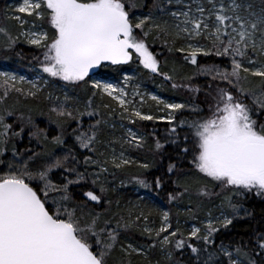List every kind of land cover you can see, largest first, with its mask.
<instances>
[{
  "label": "snow or ice",
  "instance_id": "obj_1",
  "mask_svg": "<svg viewBox=\"0 0 264 264\" xmlns=\"http://www.w3.org/2000/svg\"><path fill=\"white\" fill-rule=\"evenodd\" d=\"M174 3L183 4L187 10L172 11L169 6ZM207 4L210 7L206 8L201 0L193 10L192 3L185 4L184 0H156L153 9L179 21L170 26L167 21L157 23L151 10L142 17L136 15L133 9L137 5L133 0H21L13 15L7 18L18 21L22 29L29 24V29L13 36L0 27V34L6 38L7 49L13 48L21 37L28 44L43 49L40 66L49 77L74 88L86 90L90 87L91 97L106 94L116 100L125 112L129 111L131 103L126 99L128 93L123 88L93 78L102 75L100 70L104 68L128 64L134 55L144 68L171 81L174 89L186 88L199 94L200 86H193L192 82L196 76L208 77L213 83L206 85L209 89L204 101L206 115L205 109L194 102L169 103L155 95L151 99L163 106L166 117L145 114L138 109L129 113L133 124L136 119H167L170 125L176 122L170 129L173 134L176 127L187 125L190 136H185L184 140L190 146L183 147L182 152L191 156L193 167L203 176V180L195 182L198 194L203 197L213 195L206 181L231 193L219 206L220 214L215 223L210 219L204 226L203 235L201 228L193 226L186 238L179 228L161 237V233H168L172 228L168 212L162 213V226L155 230L154 235L162 248L172 245L181 250L187 246L200 264H257L253 254L260 258L259 264H264V232L255 236L251 252L246 251L248 245L233 246L223 242L218 248L209 250L216 243L215 234L222 228L227 229L234 220L251 216V212L239 201L234 202L232 196L244 197L251 193L264 197V117L253 118L264 114V8L257 13L252 11L251 4L242 5L237 0H231L227 5L223 0L219 4L217 0H207ZM24 17L33 19L29 21ZM35 21L44 23L38 26ZM154 32L157 35H153ZM159 34L173 41H188L185 60L196 66V72L184 77L186 82H176L172 75L161 71L160 61L149 43L150 36L156 39ZM201 39L207 40L208 44L200 43ZM172 50L169 47V51ZM175 50L185 51L184 48ZM200 56L225 58L230 63L224 67L220 64H198ZM253 78H258L259 83L255 84ZM130 79L126 76L125 83ZM18 82L31 85L26 93L29 97L35 98L41 91L36 81L0 71V87H3L0 104L5 102L10 89L25 94L24 88L17 87ZM61 92L63 99L48 94V99L55 104L50 109L58 118L54 122L62 129L60 136L53 137L57 146L65 145V124L76 121L79 125L85 115H100L92 98L82 102L63 89ZM182 110L195 113L197 118L191 122L177 121L176 113ZM14 114L7 107L0 109V165H3L0 168V264H131L130 260H115L117 250L123 257H130L133 253L143 255L139 247H133L131 243L124 245L121 241L122 233L137 227L141 220L145 222L142 232L152 236L153 230L146 226L147 216L140 213L134 220L119 214L105 217L101 213L86 211L87 203H77L74 199L70 186L79 185L85 179V172L71 166L79 163L73 154L74 145L67 149V155L56 157L48 151L38 152L27 147L18 152L13 144L12 159H3L9 142L13 137H21L25 128L33 129L29 136L48 141L47 134L31 116L27 120L21 118L19 131H16L13 124L6 122V118ZM104 123L101 115L95 125H89L88 131L74 129L79 147L95 153L101 143L98 136ZM127 133V143L142 147L143 137H138L131 128ZM163 147L159 141L156 142V150ZM111 162L116 168L135 163L123 158V153L119 160L114 157ZM83 163L101 164L91 156L84 157ZM140 167L147 169L149 165L144 163ZM175 168L176 165L171 164L168 171ZM107 171L106 167H100L101 173ZM92 183L96 184L97 180H92ZM136 183L144 188L150 187L144 179L137 178ZM154 183L157 188L163 186L160 177L155 178ZM180 186L183 192L170 194V200L178 199L193 188L191 183ZM100 191H104L103 187ZM82 194L87 202L99 204L101 201V196L94 191ZM172 238H176L174 244ZM193 238L201 242V247L188 242ZM167 256L171 259V250Z\"/></svg>",
  "mask_w": 264,
  "mask_h": 264
},
{
  "label": "trees",
  "instance_id": "obj_2",
  "mask_svg": "<svg viewBox=\"0 0 264 264\" xmlns=\"http://www.w3.org/2000/svg\"><path fill=\"white\" fill-rule=\"evenodd\" d=\"M11 0H0V23L1 18L4 16L6 6ZM257 1V0H256ZM137 5L133 12L135 14L142 13L147 14L150 10L153 12L157 23H163L167 21L170 26H174L176 20L173 18L153 9V4L156 0H133ZM262 7H264V0H258ZM258 3V4H259ZM9 29H13L10 25ZM15 34V35H14ZM11 35L16 36L15 31L11 32ZM153 35H157L155 32ZM5 39L0 35V63H6L11 69L26 70L28 71L32 67H40V61L43 60V55L40 53V49L20 41L11 49H7ZM181 39H173L166 37L163 34H159L158 38H149L151 50L157 56L160 61L161 71L167 72L174 77V80L179 83H184V77L192 76L196 72V66L190 64L185 60V56L188 52H178L175 49L180 48ZM203 44H208V41L201 39L199 41ZM169 47L173 50L169 51ZM35 57H39L37 60ZM255 58V57H254ZM198 64H220L222 67L228 66L229 61L225 58L217 57H203L197 58ZM134 71L138 74V77L143 79L147 88H155L163 97L168 100H177L181 103L194 102L200 107L205 109V115L207 114V107L204 104L206 99L205 93L209 92L206 87L207 84L213 83L208 77L196 76L192 82L193 86H200L201 92L195 94L189 92L186 88H172L171 81L165 80V78L159 74L152 73L149 69L144 68L139 61L132 60L126 65L113 66L112 68H104L101 71L106 78L118 80L124 71ZM254 83L258 84L259 79L253 78ZM17 87L24 88L25 94H20L14 90H9V94L3 104H0V109L7 107L9 110L14 111L13 116L6 118L7 123L13 124L16 131H19L18 124L23 120H27L29 116L32 117L36 125L40 129H43L48 136L47 142H42L41 139L29 136V132L33 129L25 128L21 137H13L8 144V150L5 152L3 159L11 160L12 152L11 148L14 144L18 152H23L27 147L34 149L35 151H48L53 153L56 157H62L67 155V149L75 146L73 154L76 156V160L79 163H72V167H76L78 171L85 172V179L81 181L79 185H71L70 192L77 203H87L86 211H94L101 213L105 217H115L117 214L124 216L129 220H134L137 214L143 213V215L149 216L151 224H153L158 218L157 203L165 204L173 210L172 204L175 202H185L193 200L196 197L195 182L199 177V173L193 167L191 163V156L185 155L182 152V148L190 146L186 144L184 137L190 136V130L187 125L184 127H176V133L173 134L170 129L175 126L176 122L169 124L167 120H154V121H140L136 119L133 125L143 134L142 147H135L128 145V150L131 154L135 155L139 160L138 164L128 165L126 167L116 168L112 164V157L116 155L112 149H121V142L123 140L122 129L119 128V122L129 123L126 119H120L117 111H113V100L106 94L101 97L97 95L91 97V88L82 89L80 87H73L67 85L66 82L60 81L57 78L50 77V83L47 87L41 89L37 97H29L26 95L27 91L31 87L29 84H18ZM66 92L70 96L78 97L82 102L88 98L93 99V106L98 108L100 115L89 117L85 115L80 121L79 125L76 121H70L65 124L63 128V139L65 140L64 146H57L53 137L60 136L62 129L55 123L58 118L55 113H52L50 109L55 104L48 99V94L52 93L55 96H60L63 99L61 92ZM3 92V87H0V93ZM210 96L208 99L210 100ZM154 101L148 107L150 111L156 116ZM104 105L110 107L105 108ZM103 116L105 123L101 126L98 139L101 141L97 145V151L95 153L90 152L88 149L79 147L78 142L75 140L73 130L79 129V131H88L89 125H95L97 119ZM177 121L186 120L191 122L196 119L195 113L189 110H182L176 113ZM264 117L254 116L255 119ZM121 136V138L119 137ZM159 141L164 147L160 150H156L155 144ZM127 150V151H128ZM126 152V151H124ZM91 156L93 160L101 162L100 166L83 163L84 157ZM107 160L108 163L104 164L103 161ZM71 163V157H70ZM147 163L149 167L144 169L140 165ZM171 164H175L176 168L172 172L168 171ZM3 165H0L2 168ZM100 167H106L107 172H100ZM99 173V175H94ZM59 170H57V178H59ZM160 177L162 180V187L157 188L155 186V178ZM74 178V177H73ZM137 178L146 180L150 187L144 188L136 183ZM97 180L96 184L92 183V180ZM184 183L193 184V188L189 193H185L183 196L178 197L176 200H170V194H178L183 192V187L180 185ZM103 187L104 191L100 189ZM212 188L213 197L216 196V200L220 196H230L228 191L219 193V189ZM94 191L97 195L101 196L99 204L96 202H87V198L83 196L84 191ZM227 192V193H226ZM200 197H203L199 195ZM198 198V197H196ZM204 198V197H203ZM232 200L239 201L243 204L244 208L251 212V216L244 217L233 221L227 229H221L220 232L215 234L216 243L210 246L209 250L212 251L218 248L220 243L231 244L233 246L238 244L248 245L246 251L251 252V248L254 247L255 236L264 232V197H257L254 194H247L244 197L232 196ZM108 201H111L109 204ZM152 201V202H151ZM243 215V213H242ZM140 224V223H139ZM138 224V225H139ZM173 239V244L175 243ZM123 240H127L128 243H132L134 247H139L143 250V255L133 253L130 257H123V255L117 250L114 254V259H126L130 260L131 264H200L196 256L191 253V250L187 246L181 250H176L172 245L166 246V250L172 251L171 259L168 256L164 257L160 255L158 247V239L153 236H149L143 233L142 230H138L137 227L131 229L127 233H122ZM196 247H201V242L195 238L188 241ZM155 244V247L151 245ZM166 258V259H164ZM204 256L201 254V259ZM253 258L257 260L259 264L260 258L253 254Z\"/></svg>",
  "mask_w": 264,
  "mask_h": 264
},
{
  "label": "rangeland",
  "instance_id": "obj_3",
  "mask_svg": "<svg viewBox=\"0 0 264 264\" xmlns=\"http://www.w3.org/2000/svg\"><path fill=\"white\" fill-rule=\"evenodd\" d=\"M258 1V0H257ZM256 0H237L238 3H241L242 5H247V4H251L252 5V11L255 12H260V10L264 7L261 6V4L259 2H257ZM201 0H184V3H192L193 6V10L195 9V6L197 3H200ZM206 8L210 7V5L207 4V0H203ZM220 0H217V3L219 4ZM223 2L225 3V5L229 4L231 2V0H223ZM21 3V0H11L8 5L6 6L5 12H4V16L3 18H1V22L0 23V27L5 28L9 34H11L12 31H15L16 35H18L22 30H28L30 25L26 24L23 26V29L21 28V26L19 25V22L16 21L15 19H9L7 18L8 16L13 15V11L14 8L19 6V4ZM259 3V4H258ZM171 8L172 11H177V10H187L186 8H184L183 4H173L169 6ZM242 14L243 13V9H242ZM136 15L138 16H143L142 13L139 12V14L137 13ZM25 19H28L29 21H32V17H24ZM177 23H179V21H176ZM35 23L39 26L41 23V21H35ZM11 26L13 29H9L8 26ZM45 30H47L48 26L45 23L44 24ZM51 34V33H50ZM2 37L3 34H0ZM15 35V34H14ZM5 38V37H4ZM21 40L24 43H27L23 37H21ZM181 46L180 48H184L185 51L183 52H188L187 49V43L188 41L181 39ZM192 43H196V41H192ZM28 44V43H27ZM203 44V43H202ZM40 49V48H39ZM40 53L42 55L43 53V49H40ZM137 58L133 57V60H136ZM142 65V64H141ZM143 66V65H142ZM0 71H7L10 73H14L16 76H24L26 78V80H30V81H36L37 82V86L40 89H43L45 87H47L50 83V77L48 76L47 73H43L42 69L40 67H32L30 68L28 71L26 70H18V69H11L8 64L1 62L0 63ZM131 77L132 79L128 80L127 83H125V77ZM42 78V79H41ZM93 79H100L102 82H107V83H111L116 87L119 88H123L125 92L128 93V96L126 97L127 100L131 101V103L128 105V112H125L124 109L122 107L119 106L118 102L114 99L113 100V111H117L118 116H120V119H126L129 121V123H122L119 122V128L122 129V136L123 140L120 141L121 142V149L118 150V148H113L112 151L114 153H116V155H114L112 157L113 158H117V160H119L121 153H123V158L128 159L130 161H134L135 163H130L128 165L132 166L133 164H140L138 158L131 154L128 150V145H131L129 143H127V140L129 139L128 137V133H127V129L131 128L133 132H135L137 134L138 137H144L143 134L137 129L135 128L133 125H131V120L129 118V113L133 110H140L142 113L145 114H153L150 111L148 112V107H150L149 105L152 104V99L151 97L153 95L158 96L160 99L165 100L169 103H181L180 101L177 100H168L165 97H163L155 88L149 89L147 88L146 84L144 83L143 79L138 77V74H136L133 70L130 71H124L122 72L120 78L118 80H113L111 78H106L105 75H100L98 74L97 76H95ZM43 81H47V84H44ZM18 84H21L18 82ZM28 84V83H25ZM30 85V84H29ZM136 93H138V95H136ZM154 107H155V113L157 117H161V116H165L167 115V113L165 111L162 110L163 106L162 105H158L156 101H154ZM132 119H135L134 117H132ZM163 120H167V119H163ZM119 137L121 138V136L119 135ZM134 146V145H133ZM128 150V151H127ZM126 151V152H124ZM128 165H125L123 167H126ZM197 171V170H196ZM199 180H203V176L202 174H198ZM209 187H216L217 189H219V193L221 192H225L227 190L222 191L221 188L217 187L215 185V183L213 182H207ZM196 193V198L195 199H191L190 201H183V202H175L172 204L173 206V210H171L169 208V206L165 205V204H161V203H157L155 205H157V209H158V218L156 219V221L151 224L150 220H149V216L147 217V227L151 228L153 230V238H155L154 232L155 230H158L163 223V219H162V213L164 212H168L169 213V219L170 222L172 224V228L169 229L168 233H161V237H163L164 235H168L169 233H171L173 230H176L177 228H179V232L183 233L184 237L186 238L192 227H199L201 228V235L204 234V226L209 222V220L211 219L213 221V223H215V218L217 216H219L220 214V209L219 206L221 205V203L224 201L225 196H222L220 194V196L218 197V199L216 200V196L213 197V195H211L210 197H200L197 190H195ZM212 193V188H210L209 190ZM227 193V192H226ZM152 202V201H151ZM209 213H211V216H209ZM147 216V215H144ZM140 224L137 226L138 230H142L143 227L145 226V222L143 220H141L139 222ZM174 239V238H172ZM122 243V242H121ZM124 245H127L128 242L127 240H123ZM132 244V243H131ZM134 247V246H133ZM158 247L160 250V255L166 257L167 256V250L166 247L162 248L159 240H158ZM166 259V258H164ZM157 264H161L158 263Z\"/></svg>",
  "mask_w": 264,
  "mask_h": 264
}]
</instances>
